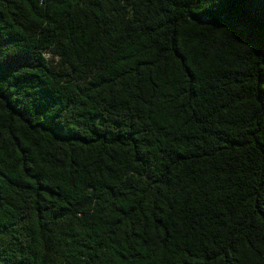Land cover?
Returning <instances> with one entry per match:
<instances>
[{"label":"trees","instance_id":"obj_1","mask_svg":"<svg viewBox=\"0 0 264 264\" xmlns=\"http://www.w3.org/2000/svg\"><path fill=\"white\" fill-rule=\"evenodd\" d=\"M0 264H264V0H0Z\"/></svg>","mask_w":264,"mask_h":264}]
</instances>
